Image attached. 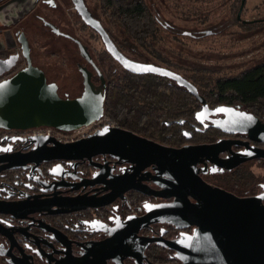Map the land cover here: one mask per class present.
I'll list each match as a JSON object with an SVG mask.
<instances>
[{"label": "flooded vegetation", "instance_id": "af4514ba", "mask_svg": "<svg viewBox=\"0 0 264 264\" xmlns=\"http://www.w3.org/2000/svg\"><path fill=\"white\" fill-rule=\"evenodd\" d=\"M83 2L125 57L181 75L204 102L166 78L126 72L71 0H40L26 19L11 27L0 22V34L12 32L16 45L0 50L5 52L0 58L18 53L15 34L21 32L32 60L54 83L56 69L46 68L31 49L33 35L48 33L52 41L77 49L83 60L74 62L77 72L81 76L85 69L94 90L105 95L107 69L79 38L89 33L100 40L117 66L114 88L131 92L129 102L119 94L116 108L132 118L127 125H99L70 142L0 128V264H264V93L244 92L261 78L248 79L243 93L230 87L248 73H264V61L228 76L214 77L211 69L182 75L161 56L148 60L146 54L159 55L154 46L120 45L110 8L101 0L92 8ZM241 2L228 0L227 26H238L243 36L264 37V4L252 6L255 16L245 19L248 0L239 13ZM152 15L157 33L163 25ZM218 27L213 23L212 30L182 35L216 36ZM24 67L19 58L0 80ZM150 81L155 93H142ZM82 90L83 85L73 98ZM62 93L70 98L67 87ZM241 127L251 133L233 132Z\"/></svg>", "mask_w": 264, "mask_h": 264}, {"label": "rangeland", "instance_id": "374dc122", "mask_svg": "<svg viewBox=\"0 0 264 264\" xmlns=\"http://www.w3.org/2000/svg\"><path fill=\"white\" fill-rule=\"evenodd\" d=\"M95 1L86 0V3L92 8ZM145 1L163 25L156 33L154 42L156 52L163 60L167 61L168 66L173 65L175 67L177 65L180 74L190 75L193 69H211L215 71L214 77H222L236 74L252 63L264 61L263 36H243L237 30L238 26H227L230 23L227 16L228 0ZM258 3L264 4V0H248V11L243 18L255 16L256 12H251L250 9ZM213 23L219 24L217 31L222 30L216 36H203L194 39L182 35L183 32L194 34L197 29L212 30ZM3 35L0 34V48L1 45H4ZM33 37L31 40L36 43L31 45V49L35 55L39 56L38 54H40L46 60V63L44 62L46 68L54 67L56 69L58 82L55 80L52 82L58 86V96L63 97L62 91L66 90V87L70 98L80 94L82 79L74 62L82 63L83 60L77 49L64 40L53 39L54 41H52L48 33H43L35 39ZM79 39L83 41L91 57L102 61L105 69H117L114 61L104 54L100 40L89 33L83 34ZM8 40L6 37V41ZM52 54L57 56L52 57ZM30 56L32 65L39 66L35 60H32L31 52ZM145 56L151 61L155 59L154 54H146ZM39 68L45 73L47 81L51 82L46 69L40 66Z\"/></svg>", "mask_w": 264, "mask_h": 264}, {"label": "water", "instance_id": "95a60500", "mask_svg": "<svg viewBox=\"0 0 264 264\" xmlns=\"http://www.w3.org/2000/svg\"><path fill=\"white\" fill-rule=\"evenodd\" d=\"M71 3L81 21L99 35L108 55L126 72L133 75H154L166 78L184 88L201 103L204 102L197 89L181 75L166 68L139 63L125 57L115 47L99 22L91 17L83 0H71ZM243 3L244 0L241 2L239 13ZM15 36L19 45L18 53L0 58V77L10 72L19 58L25 61V67L10 77L0 80L1 129L27 130L50 127L62 132H70L96 122L104 116L105 95L94 90L90 74L85 69H80L83 85L81 95L73 99L60 98L57 85L47 82L44 73L31 64L30 47L25 35L17 32ZM76 43L80 54L91 63L85 48ZM96 72L104 88V79L97 68ZM250 130V128L241 127L233 132L251 133Z\"/></svg>", "mask_w": 264, "mask_h": 264}, {"label": "trees", "instance_id": "16d2710c", "mask_svg": "<svg viewBox=\"0 0 264 264\" xmlns=\"http://www.w3.org/2000/svg\"><path fill=\"white\" fill-rule=\"evenodd\" d=\"M103 5L107 6L111 10V19L118 26V37L117 41L120 45H129L132 44L138 50V47H149L154 46V42L156 39V30H155V21L152 15L151 10L149 9L145 0H101ZM154 53V52H153ZM5 52H1L0 56H4ZM140 56V55H138ZM154 56H158V54L154 53ZM141 61H145L141 59V57L136 58ZM162 60V59H161ZM164 62H167L163 60ZM259 85L255 86L252 89L244 92H254V93H264V73L256 70L254 72L248 73L244 76H241L243 81L241 82H233V87L238 93H243V89L246 90L247 86L245 82L248 79L258 78ZM115 74L112 69H107L104 72V79L107 81L105 100H104V116L110 119L113 123L127 125L132 118L128 117L126 114H120L116 108V102L121 100V95H124V99L126 102L130 101V96L126 95V93H131L130 91L120 92L118 93L114 88V80ZM138 78V77H137ZM146 78L154 79V76H146ZM154 85L153 81L146 83V89L142 91L145 94H154L155 92L151 90ZM224 88V87H222ZM228 88V87H227ZM184 93H186L184 91ZM126 111L125 113H127ZM141 120V118L137 119ZM142 121L147 123V118H143Z\"/></svg>", "mask_w": 264, "mask_h": 264}, {"label": "crops", "instance_id": "0c3cea01", "mask_svg": "<svg viewBox=\"0 0 264 264\" xmlns=\"http://www.w3.org/2000/svg\"><path fill=\"white\" fill-rule=\"evenodd\" d=\"M39 5L40 0H7L0 4V22L6 27H11L15 23L26 19L24 17H27L30 13L37 11ZM6 37H8V41H6ZM3 39H5L4 45H1L0 50L16 46L12 32L4 34Z\"/></svg>", "mask_w": 264, "mask_h": 264}, {"label": "built area", "instance_id": "2783aa9c", "mask_svg": "<svg viewBox=\"0 0 264 264\" xmlns=\"http://www.w3.org/2000/svg\"><path fill=\"white\" fill-rule=\"evenodd\" d=\"M99 125L113 127L114 123L107 117L103 116L100 120L96 122H93L87 126L81 127L79 129H76L70 132H62V131H59V130H56L50 127H38V128L27 129V130H21V131L24 134H32L35 136L46 135V136L54 137L56 140H59V141L70 142V141L81 140V139L86 138L88 132H90L91 129Z\"/></svg>", "mask_w": 264, "mask_h": 264}]
</instances>
